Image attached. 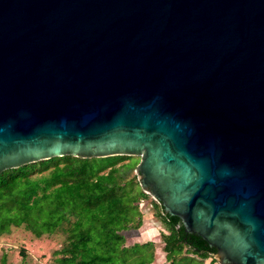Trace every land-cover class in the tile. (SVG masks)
I'll use <instances>...</instances> for the list:
<instances>
[{
    "label": "water",
    "instance_id": "water-1",
    "mask_svg": "<svg viewBox=\"0 0 264 264\" xmlns=\"http://www.w3.org/2000/svg\"><path fill=\"white\" fill-rule=\"evenodd\" d=\"M134 155L218 264H264V0H0V172Z\"/></svg>",
    "mask_w": 264,
    "mask_h": 264
},
{
    "label": "trees",
    "instance_id": "trees-1",
    "mask_svg": "<svg viewBox=\"0 0 264 264\" xmlns=\"http://www.w3.org/2000/svg\"><path fill=\"white\" fill-rule=\"evenodd\" d=\"M138 161L134 155H62L3 170L0 234L11 227L35 237L62 233L52 264H152L153 242L126 244L123 234L142 225L141 203L147 201L165 228L160 237L167 264L217 261L211 251L186 244L159 201L141 189Z\"/></svg>",
    "mask_w": 264,
    "mask_h": 264
},
{
    "label": "rangeland",
    "instance_id": "rangeland-1",
    "mask_svg": "<svg viewBox=\"0 0 264 264\" xmlns=\"http://www.w3.org/2000/svg\"><path fill=\"white\" fill-rule=\"evenodd\" d=\"M141 206L142 225L137 229L123 230L125 243L151 240L154 251L152 264H167L160 237V232L165 231L164 225L153 214L151 204L143 201ZM63 239L64 236L60 232L35 237L23 227H11L7 232L0 234V264H52L56 256L54 250L59 248ZM208 262L209 258L205 260V263ZM212 264L218 263L215 261Z\"/></svg>",
    "mask_w": 264,
    "mask_h": 264
}]
</instances>
